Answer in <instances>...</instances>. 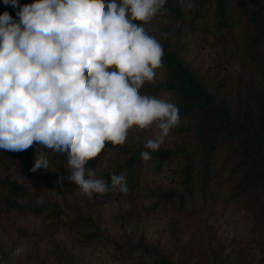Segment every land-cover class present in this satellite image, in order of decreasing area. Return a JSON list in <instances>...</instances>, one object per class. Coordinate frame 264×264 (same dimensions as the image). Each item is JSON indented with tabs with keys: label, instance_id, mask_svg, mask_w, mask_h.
I'll use <instances>...</instances> for the list:
<instances>
[{
	"label": "trees",
	"instance_id": "trees-1",
	"mask_svg": "<svg viewBox=\"0 0 264 264\" xmlns=\"http://www.w3.org/2000/svg\"><path fill=\"white\" fill-rule=\"evenodd\" d=\"M110 1L0 0V166L52 196L87 192L107 199L131 192L142 165L150 163L159 174L167 168L173 175L169 186L152 192L154 208L177 215L195 206L206 211L222 180L231 193L225 206L238 202L258 225L256 245L264 264V0H158V11L172 25L157 35L140 25L130 31L115 24ZM178 23L197 33L213 23L223 40L238 24L243 27L234 35L252 67L243 78L240 73L233 98L224 95L222 84L207 85L183 60ZM128 66L158 67L164 77L155 84L123 85ZM75 76L85 77L92 99L170 94L172 102L157 116L181 120L190 147L139 145L99 173L104 157L122 146L114 128L86 113L85 102L69 103L58 93ZM68 210L80 215L74 204L0 174L2 213H28L55 226ZM76 218L94 229L90 217ZM87 237H101L99 229ZM128 246L131 255L142 251L152 264H177L156 246ZM223 258L219 264H226L228 256ZM0 264H8L2 256Z\"/></svg>",
	"mask_w": 264,
	"mask_h": 264
},
{
	"label": "rangeland",
	"instance_id": "rangeland-1",
	"mask_svg": "<svg viewBox=\"0 0 264 264\" xmlns=\"http://www.w3.org/2000/svg\"><path fill=\"white\" fill-rule=\"evenodd\" d=\"M157 3L158 0H111L108 7L115 24L130 31L140 25L157 35L172 25L161 16ZM212 26L213 23L208 30L197 33L178 23L177 28L184 32L180 39L184 47L181 56L197 68L207 85L214 88L222 84L224 95L233 98L240 73L243 78L252 67L234 35L240 34L243 27L238 24L223 40L218 39L221 33ZM163 77L158 67L128 66L122 84H155ZM57 90L69 103L75 99L85 102L89 116H96L102 126L116 130L122 148L104 157L99 173L113 168V160H122L139 145L190 147L191 137L181 130L185 127L181 120H162L157 116L159 109L172 102L170 94L92 99L84 76H75ZM224 155L225 151L219 154L218 169ZM0 174L21 181L50 199L72 203L80 213L78 216L68 210L61 222L52 226L50 221L28 213L0 211V257L8 264H152L142 251L131 255L129 244L156 246L177 264H219L225 256L226 264H259L258 225L238 202L225 206L231 193L230 185L222 180L213 187L216 199L209 202L206 211L195 206L189 213L177 215L161 206L154 208L156 198L152 192L169 186L173 175L167 168L159 174L150 163L142 165L131 192L107 199L94 198L87 192L52 196L5 164L0 166ZM81 216L90 217L94 229L78 224L76 217ZM95 229H99L101 237H87Z\"/></svg>",
	"mask_w": 264,
	"mask_h": 264
}]
</instances>
